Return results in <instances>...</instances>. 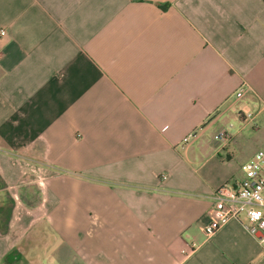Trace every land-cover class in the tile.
I'll return each mask as SVG.
<instances>
[{"label":"crops","instance_id":"0c3cea01","mask_svg":"<svg viewBox=\"0 0 264 264\" xmlns=\"http://www.w3.org/2000/svg\"><path fill=\"white\" fill-rule=\"evenodd\" d=\"M252 87L264 0H0V264H264L207 233Z\"/></svg>","mask_w":264,"mask_h":264},{"label":"built area","instance_id":"2783aa9c","mask_svg":"<svg viewBox=\"0 0 264 264\" xmlns=\"http://www.w3.org/2000/svg\"><path fill=\"white\" fill-rule=\"evenodd\" d=\"M3 32V31H1ZM244 90L237 93L241 98ZM197 138V133L191 134L186 142ZM232 136L223 131L216 135L215 141L219 145L230 142ZM241 179L221 185L214 193L215 209L221 213L218 220L213 221L207 228V233L212 236L229 222L236 220L243 223L246 229L253 233H260L258 239L264 246V152H258L242 167ZM193 248L197 245L193 244ZM185 254H189L186 250Z\"/></svg>","mask_w":264,"mask_h":264},{"label":"rangeland","instance_id":"374dc122","mask_svg":"<svg viewBox=\"0 0 264 264\" xmlns=\"http://www.w3.org/2000/svg\"><path fill=\"white\" fill-rule=\"evenodd\" d=\"M252 93L261 101H264V88H253ZM241 115L244 124H241L238 120L239 123H233L234 129L231 128L234 131H238L245 126L243 133L230 145L232 161L228 163L227 167L229 174L228 180L230 179L229 183L241 179L243 176L242 167L249 162L256 153L264 152V103H256L254 109L242 111ZM219 130L223 131L225 129L221 128ZM218 133H220V131ZM231 136L230 142L233 139V135Z\"/></svg>","mask_w":264,"mask_h":264}]
</instances>
